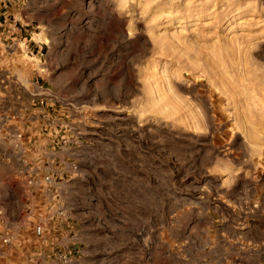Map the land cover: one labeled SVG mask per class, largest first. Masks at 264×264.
<instances>
[{"label":"rangeland","instance_id":"rangeland-1","mask_svg":"<svg viewBox=\"0 0 264 264\" xmlns=\"http://www.w3.org/2000/svg\"><path fill=\"white\" fill-rule=\"evenodd\" d=\"M20 2L0 11V114L41 85L80 135L59 155L77 165L57 187L69 264H264V0ZM44 243L20 229L0 264Z\"/></svg>","mask_w":264,"mask_h":264},{"label":"built area","instance_id":"built-area-1","mask_svg":"<svg viewBox=\"0 0 264 264\" xmlns=\"http://www.w3.org/2000/svg\"><path fill=\"white\" fill-rule=\"evenodd\" d=\"M10 1L0 0V7L5 11ZM24 54L31 55L32 50L25 47ZM36 54L41 57L40 49ZM33 88L28 106L9 115L0 114V165L12 163L13 180L21 186L23 198V215L18 223H13L0 207V262L8 257L18 230L29 229L33 239L45 245L28 255L26 264H69L70 242L61 233L64 229L66 235L73 232V225L68 211L60 206L57 187L63 176L76 172L77 165L59 155L65 153L63 149L82 143L79 133H61V126L51 115L55 102L52 91L41 85ZM29 121L36 128L24 129Z\"/></svg>","mask_w":264,"mask_h":264},{"label":"crops","instance_id":"crops-1","mask_svg":"<svg viewBox=\"0 0 264 264\" xmlns=\"http://www.w3.org/2000/svg\"><path fill=\"white\" fill-rule=\"evenodd\" d=\"M0 11H4V9L3 8H1L0 7ZM1 15H3L2 13H1ZM1 23H5V21L2 19V22ZM1 25V24H0ZM21 122V121H20ZM24 129H26V130H28L29 129V127L28 126H26Z\"/></svg>","mask_w":264,"mask_h":264}]
</instances>
